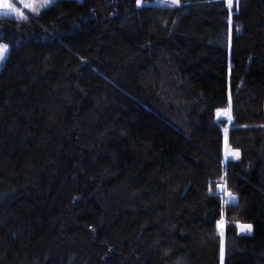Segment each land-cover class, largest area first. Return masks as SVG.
<instances>
[{
	"label": "trees",
	"instance_id": "1",
	"mask_svg": "<svg viewBox=\"0 0 264 264\" xmlns=\"http://www.w3.org/2000/svg\"><path fill=\"white\" fill-rule=\"evenodd\" d=\"M234 2L0 17V264H264V0Z\"/></svg>",
	"mask_w": 264,
	"mask_h": 264
},
{
	"label": "snow or ice",
	"instance_id": "2",
	"mask_svg": "<svg viewBox=\"0 0 264 264\" xmlns=\"http://www.w3.org/2000/svg\"><path fill=\"white\" fill-rule=\"evenodd\" d=\"M53 0H44L42 4L37 3V0H31V2H28V0H20V3L22 5V8H17L13 4L9 3L8 0H0V10H3L4 15H15L20 20L26 21L28 19L27 15L23 11V9H28L33 14H39L40 8H47L51 5ZM169 2L174 6H179V0H169ZM139 4V0H138ZM229 6H231V0H229ZM231 23V21H229ZM8 51L7 45H0V61L4 60L6 58V54ZM225 115L228 117L229 120H231V116L229 115L228 111H224L223 113L218 110L217 115ZM225 132H227V129H225ZM231 155H233L235 158H239V152H232ZM227 195L232 199L235 200L236 197H234L230 192L227 193ZM223 225L224 221H220L217 224V228L219 230V233L221 235V255L223 256ZM237 227L240 229L243 233H251L252 226L251 225H237Z\"/></svg>",
	"mask_w": 264,
	"mask_h": 264
},
{
	"label": "rangeland",
	"instance_id": "3",
	"mask_svg": "<svg viewBox=\"0 0 264 264\" xmlns=\"http://www.w3.org/2000/svg\"><path fill=\"white\" fill-rule=\"evenodd\" d=\"M58 0H53V2L51 3L54 4L55 2H57ZM228 1V5H229V0ZM9 3L13 4L15 7L17 8H22V5L20 3V0H8ZM28 2H31V0H28ZM44 2V0H37V3L39 4H42ZM234 0H231V7L234 6ZM155 4L157 5H160V6H171L172 4L169 2V0H155ZM44 8H40L39 12H41ZM23 11L25 12L26 15H28V13H32L31 11H29L28 9H23ZM13 17L17 20H20L17 16L15 15H4L3 14V10H0V17ZM28 17V16H27ZM0 45H6L5 43H0ZM8 47V51H9V46L7 45ZM8 51H7V54H6V57L8 55ZM6 59V58H5ZM5 59L0 61V70L1 68L3 67V64L5 62ZM224 111H228L229 112V115L231 116V120L228 119L227 116L221 114L218 116L219 119H226L227 123L225 125V127L223 128V135H224V162L228 161V160H238L240 158L241 155H239V158H235L233 155H231L232 152H239L238 150H235L231 147V145H229L228 143V138H229V134H230V131L232 129V123H233V116H232V113H231V109L230 108H227V109H223L221 110L220 112L223 113ZM225 129H227V132H225ZM240 154V152H239ZM219 185H222V190L221 192L217 194L221 197V201L223 202V205L224 204H232V203H236L238 201V196L233 194L231 191L228 190V188L226 187V184L224 182H221ZM218 185V186H219ZM218 186H217V189H218ZM231 193L234 197H236V201L235 200H232L228 195L227 193ZM235 201V202H234ZM220 221H224V225H223V231L225 230V224H226V220L224 218H222ZM219 221V222H220ZM240 225H243V224H240ZM246 225V224H245ZM219 231V230H218ZM239 232L242 233V234H249V233H243L240 231L239 229ZM220 252H221V243H220ZM223 254H224V240H223ZM222 261H223V256H222Z\"/></svg>",
	"mask_w": 264,
	"mask_h": 264
},
{
	"label": "water",
	"instance_id": "4",
	"mask_svg": "<svg viewBox=\"0 0 264 264\" xmlns=\"http://www.w3.org/2000/svg\"><path fill=\"white\" fill-rule=\"evenodd\" d=\"M221 190H222V185H219L217 189L218 194L221 192Z\"/></svg>",
	"mask_w": 264,
	"mask_h": 264
},
{
	"label": "crops",
	"instance_id": "5",
	"mask_svg": "<svg viewBox=\"0 0 264 264\" xmlns=\"http://www.w3.org/2000/svg\"><path fill=\"white\" fill-rule=\"evenodd\" d=\"M235 201H236V200H235ZM235 201H234V202H235Z\"/></svg>",
	"mask_w": 264,
	"mask_h": 264
}]
</instances>
